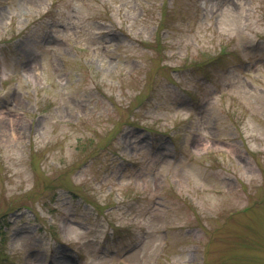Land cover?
<instances>
[{"label":"rangeland","instance_id":"obj_1","mask_svg":"<svg viewBox=\"0 0 264 264\" xmlns=\"http://www.w3.org/2000/svg\"><path fill=\"white\" fill-rule=\"evenodd\" d=\"M0 264H264V0H0Z\"/></svg>","mask_w":264,"mask_h":264}]
</instances>
